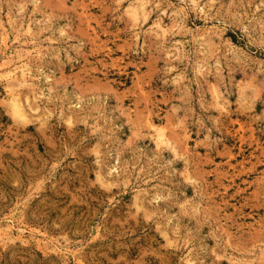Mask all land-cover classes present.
Returning a JSON list of instances; mask_svg holds the SVG:
<instances>
[{"label":"rangeland","instance_id":"1","mask_svg":"<svg viewBox=\"0 0 264 264\" xmlns=\"http://www.w3.org/2000/svg\"><path fill=\"white\" fill-rule=\"evenodd\" d=\"M0 264H264V0H0Z\"/></svg>","mask_w":264,"mask_h":264}]
</instances>
